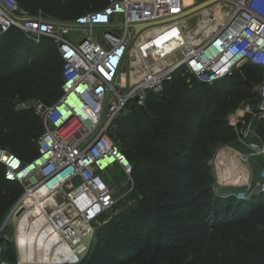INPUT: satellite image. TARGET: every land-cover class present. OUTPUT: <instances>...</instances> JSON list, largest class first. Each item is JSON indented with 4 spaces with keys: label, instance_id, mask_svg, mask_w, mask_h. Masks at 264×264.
Segmentation results:
<instances>
[{
    "label": "built area",
    "instance_id": "built-area-1",
    "mask_svg": "<svg viewBox=\"0 0 264 264\" xmlns=\"http://www.w3.org/2000/svg\"><path fill=\"white\" fill-rule=\"evenodd\" d=\"M201 1L107 0L98 8L59 18L40 10L31 13L17 0H0V33L16 27L34 42L47 38L61 60L59 96L50 104L36 101L33 107L43 125L36 154L23 161L0 147V165L3 177L22 187L12 213L20 220L26 208L39 204L44 238L56 234L54 243L68 246V258L62 261L77 264L88 247L78 249L82 239H90L102 222L99 217L130 194L132 166L110 135L114 119L128 102L141 105L148 91L160 92L178 68L212 82L245 62L260 67L256 100L241 102L227 121L249 153H264V143L251 127L253 119H264V0H215L192 14L147 26L159 27L157 35L169 33L159 44L155 40L160 35L137 41L147 27L132 39L131 23L169 17ZM211 5H219L223 16L213 15L215 25L192 41L184 20ZM135 71L139 75L127 83ZM114 162L125 175L126 189L119 194L101 174ZM259 176L264 189V165ZM15 244L16 237L20 264ZM0 264L5 262L0 259Z\"/></svg>",
    "mask_w": 264,
    "mask_h": 264
},
{
    "label": "trees",
    "instance_id": "trees-1",
    "mask_svg": "<svg viewBox=\"0 0 264 264\" xmlns=\"http://www.w3.org/2000/svg\"><path fill=\"white\" fill-rule=\"evenodd\" d=\"M17 2L31 13L40 5L38 0ZM106 2L75 0L46 9L69 18ZM5 38L0 51V147L28 161L37 152L43 125L33 111L13 108V98L54 102L60 94L61 60L47 38L34 42L10 27L0 33V49ZM261 73L260 67L245 62L205 82L181 67L160 92L148 91L143 104L127 103L110 135L131 163L130 195L135 200L95 228L94 243L77 264H128L146 252L176 262L181 255L197 258L203 251L211 254L208 264H264V192L222 199L212 190L209 163L216 143L236 138L227 115L241 102L256 100ZM252 122L264 143V119ZM2 172L0 165V223L22 192ZM0 243V259L13 264V242Z\"/></svg>",
    "mask_w": 264,
    "mask_h": 264
},
{
    "label": "rangeland",
    "instance_id": "rangeland-1",
    "mask_svg": "<svg viewBox=\"0 0 264 264\" xmlns=\"http://www.w3.org/2000/svg\"><path fill=\"white\" fill-rule=\"evenodd\" d=\"M38 1L40 5L37 7L36 11L40 10L43 13L48 14L49 12L46 9V7L49 6L50 4H45L41 2V0H38ZM71 1L72 3H74L75 0H71ZM198 18H199V15L196 14L194 16L187 17L186 20L187 22H189V24L195 25ZM198 34L200 35V32ZM6 41L7 40L5 38V43L1 44V49H0L1 52L4 51L6 47ZM136 71L133 72L131 77L126 79L127 83L132 82L134 79H136V77L139 75V72H136ZM35 102L36 100L31 99V98L28 99V98L14 97L13 98V108L29 109L30 111H33V107L36 104ZM141 113L143 115V112ZM37 117L39 118L38 115ZM258 125L259 124H256L255 128H257ZM253 126L254 124L251 125L252 129L254 128ZM220 147L221 148L222 147H232L233 149L237 150V152H239V161H240V164H242V177L240 179L241 182L238 181L239 183H234V184L232 183L233 184L232 185L231 183H229L231 178L221 175V173H219V170H217L216 165L214 166L212 161L217 151L220 149ZM249 152L250 151L245 145V143L243 142V140L238 139V136H236V138L233 141L218 142L216 143L215 146H213L211 156L209 158V163L212 166L213 175H214V182H213L212 190L215 194L221 196L222 199L226 197V195L228 194H232V196H234V198L236 199V198H247L250 194L258 193L260 191L264 192V189L261 187L259 183L260 182L259 171H260V168L263 166L262 164L264 163V155L262 154L254 155ZM241 153H243L242 155L243 159L244 157H246L245 161L242 159ZM101 174L105 180H108V179L111 180L112 184L114 185L116 194H119L126 189V185L122 182L124 181L125 175L120 165L117 162H114L108 167H106L105 170ZM245 180L247 181L245 185L239 186V187L237 186V185H241L242 183H244ZM220 183L222 184L229 183L232 187L221 185ZM239 194L240 196H238ZM134 200H135L134 194H131V195L127 194V196H124L122 199L119 200L117 206L113 210L99 217V220L102 221L101 224H103L114 213L120 210H123L127 206L132 204ZM15 202L16 200L14 201V203ZM255 217H257V214L255 215ZM261 219H262V223L264 224V218L261 217ZM17 220H18L17 215L14 212L12 213V210L10 208L5 213L0 223V239H4V241L11 240L13 242V249L15 252L16 259H17L18 254H17L16 248L14 247V241L16 237L15 234L17 232V222H16ZM253 224L255 226L259 225L257 222H254ZM239 237H243V234L239 233ZM214 240L217 241L215 237H214ZM83 241L84 243H86L85 247L87 246V243H88V247L86 248L88 250L90 246L92 245V243H94L93 235L90 237V239L89 237H85ZM239 244L240 243H237V245ZM87 250L85 252H82L83 255L87 252ZM224 251H226L225 248H224ZM228 252L231 254L235 253L232 249H228ZM16 259L13 264H16ZM210 259H211V254L210 253L206 254L204 251L197 258L190 259L189 256L181 255L177 258L176 262L171 261V258L165 261L162 255L159 256L158 254H151V252H146L141 257L135 259L132 262H129L128 264H208V261H210ZM33 264H38V263H33Z\"/></svg>",
    "mask_w": 264,
    "mask_h": 264
},
{
    "label": "bare ground",
    "instance_id": "bare-ground-1",
    "mask_svg": "<svg viewBox=\"0 0 264 264\" xmlns=\"http://www.w3.org/2000/svg\"><path fill=\"white\" fill-rule=\"evenodd\" d=\"M209 9H213V12H210ZM223 13L224 11L219 5H211L210 8H204L198 12L199 18L197 23L195 25L186 24L191 40L194 41L196 39V35L200 31H203V29H210L215 25L214 20H211L213 15L214 17L216 16V18H219L223 16ZM158 28L159 27L157 26L145 28L142 31V34L137 37L138 40H136L139 41V39L141 40L146 36L156 38L160 35L155 40V43L159 44L164 39L169 37V33H160L157 35ZM172 34H175V30L171 32V35ZM239 112H241L240 109L237 110V113ZM213 163L216 165V168L219 170L221 175L231 178L233 183L241 182L240 179L242 177V164H240L239 152H237V150L233 149L232 147H220L213 159ZM35 196L39 197L40 194L36 192ZM39 212L40 205L35 203L34 205L26 208L21 219L16 221L17 232L15 234V245L20 250V256L22 260L20 264H53L68 258V246L66 244L54 243L57 241L56 234H49L47 239L44 238L46 235V230L41 225V216H39ZM83 239L79 243L78 249L85 247L86 243H84ZM62 245L64 247V251L62 250L63 252L61 254L60 247Z\"/></svg>",
    "mask_w": 264,
    "mask_h": 264
},
{
    "label": "water",
    "instance_id": "water-1",
    "mask_svg": "<svg viewBox=\"0 0 264 264\" xmlns=\"http://www.w3.org/2000/svg\"><path fill=\"white\" fill-rule=\"evenodd\" d=\"M215 0H204L201 1L199 3H196L194 5L188 6L185 9H183L181 12L177 13V14H173L169 17H165V18H161V19H157V20H153V21H147V22H136V23H131L130 27H132L134 29L133 35H132V39L134 38L135 34L141 30L144 27H147L149 25H153V24H158L161 22H165V21H169V20H173V19H177L189 14H192L193 12L201 9L204 6H207L211 3H213ZM240 196V194L238 195ZM13 208V207H12ZM11 208V210H12ZM53 264H72L71 262H64V261H60V262H56Z\"/></svg>",
    "mask_w": 264,
    "mask_h": 264
},
{
    "label": "flooded vegetation",
    "instance_id": "flooded-vegetation-1",
    "mask_svg": "<svg viewBox=\"0 0 264 264\" xmlns=\"http://www.w3.org/2000/svg\"><path fill=\"white\" fill-rule=\"evenodd\" d=\"M45 4H52L55 6H67L71 4V0H41Z\"/></svg>",
    "mask_w": 264,
    "mask_h": 264
},
{
    "label": "crops",
    "instance_id": "crops-1",
    "mask_svg": "<svg viewBox=\"0 0 264 264\" xmlns=\"http://www.w3.org/2000/svg\"><path fill=\"white\" fill-rule=\"evenodd\" d=\"M215 170H216V169H215ZM229 180H230V179H229ZM246 182H247V181L245 180V182H244V183H242L241 185H237V186H238V187H239V186H243V185H245V183H246ZM229 183H231V184H232V183H233V181H232V180H230V182H229ZM229 183H228V184H227V183H226V184H222V183H220V184H221V185H226V186H230V187H232V186H231ZM233 184H234V183H233ZM233 184H232V185H233Z\"/></svg>",
    "mask_w": 264,
    "mask_h": 264
}]
</instances>
